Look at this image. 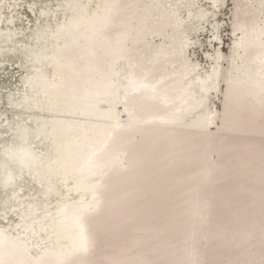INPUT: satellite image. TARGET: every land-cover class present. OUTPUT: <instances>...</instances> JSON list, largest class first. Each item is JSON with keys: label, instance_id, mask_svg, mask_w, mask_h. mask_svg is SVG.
<instances>
[{"label": "rangeland", "instance_id": "1", "mask_svg": "<svg viewBox=\"0 0 264 264\" xmlns=\"http://www.w3.org/2000/svg\"><path fill=\"white\" fill-rule=\"evenodd\" d=\"M17 1L19 0H0L1 95L5 94L6 92L15 91H13V85L18 84L17 80L20 77L19 74L21 70H27L28 72L27 67L33 68L36 64L35 62H37L36 59L39 53L47 55L44 57L48 60V65L49 62L51 63L50 60L52 57L59 59L60 52H40L43 42L38 41L36 43V41L33 42L32 40H35V38L38 37L39 32L37 31L41 28L42 33H51L54 28L58 26L59 22L73 17V6L69 2L72 0H67V2H65L66 0H23V3L20 5H18ZM142 1L146 2H141L140 4L147 7L146 13H148L147 15L149 16L151 8L155 5L154 2L158 1ZM180 1L185 2L187 0ZM188 1L191 2L193 6L203 10V16L198 21V26H203L201 29V34L196 37L193 35V33L190 36L187 35L184 37V39H181L178 48L176 46L173 47L175 48L176 52L180 53L182 52V48H185L183 51L184 57L182 60L185 62V64H193L192 61L197 60L204 68H206L208 62L206 61L207 57L204 56V51L209 49L211 52L212 47L209 46L207 42L210 35L208 29L209 24L204 22L211 19V16L214 15V10H212L211 7L202 8V5L204 4L199 2L202 0ZM216 1L221 2L222 0ZM62 2L65 3L62 4ZM84 2L81 4L85 5ZM218 2L217 4L219 5ZM246 3L244 8L247 9L248 3ZM28 7H31L34 9V11H30ZM46 11L52 13L46 14ZM45 14L47 16H45ZM160 14L161 18L163 17V19L160 21L158 20V22H171V24L172 22H179L178 16L174 12L170 13L169 15H164L161 12ZM257 14L258 10H254L249 13V23L255 21L256 25H260L262 23L264 26V20H262L260 14ZM229 15L230 2L225 0L223 5L217 11L215 17V20L220 22L219 36L222 40L219 44V47L223 52H225L229 42ZM158 16H160L159 13ZM39 19L42 20L41 26H39V22H36L37 20L39 21ZM56 21L59 22L57 23ZM27 22L29 25L26 24ZM200 22L204 23V25H202ZM151 27L152 24H149L148 29L150 31ZM252 27L253 26H251V31ZM248 33L249 30H246L244 34L245 36H243V38L239 37L236 39L235 50L236 52H239V49H237L239 45L244 49L246 48L250 52H257V55L259 56L260 52H264V47L256 38L249 36ZM193 43L195 44L190 49V52H188L189 46ZM25 47H28V49L31 47L32 50L37 49L38 52H25ZM152 53L153 52H147L146 54L145 52L144 56L146 57L149 54L152 55ZM216 54H219L221 57V61L219 62L221 67L222 54L218 50L215 51L213 55L214 64L216 63ZM83 59L84 61H90L87 63H79L83 66H78V68L86 73H88L87 71L92 72L99 70L100 67L103 66L102 64L97 63L96 58ZM256 61L257 59L254 58V62L251 65L253 73L252 76H249L250 71L248 72V70H245L244 68L243 72L239 73L237 71L233 75L237 84L241 83L244 85L246 80L250 79L249 81L255 84L253 91L257 92L258 83L261 82V77L259 74L260 65L258 66ZM179 63L182 65L183 62ZM45 64L43 67H41V69L44 70L38 69L33 74L28 72L30 76H28L26 82L32 86L34 85L35 89L38 88V84L43 82L45 83L44 85H49L51 89L53 88V86H51L52 84H50V82L53 83V78H46L42 72L47 71V64ZM62 66L65 67L66 65L62 64ZM145 67L149 68L150 75L147 76H150V81L149 85L145 84L147 91L143 94V97H150V86L154 91L150 92L151 97L153 95L157 96L158 94L164 95V100H166V102L168 100L169 101L163 106L161 110L157 109L160 112H165L163 113V118H157L156 116L148 114V112L143 114L146 115L144 118L146 120L154 121L153 127L173 128L176 126L177 122L173 124V122L167 121V118H170V116L176 117L178 114V116H183L185 113V115H187V112H183V110L186 109L184 102L187 104L186 101H188L189 95H183L181 98L177 99V97L173 96L174 94L171 89L168 91L165 90L167 91L165 93L164 90L153 87L152 85L154 84L151 79L152 77L154 78L153 74H155L154 70L156 71V68L152 63L147 64L145 59H142L141 62L136 63L135 74H133L134 77L132 81L129 76L126 78L127 88H129L128 90L130 93L132 89H137V87H140L138 78H140L139 74L142 72H139L138 70H141ZM19 68L21 69L20 72ZM51 68L52 63L51 66L49 65L48 71L50 69V73L52 72V75L54 76ZM179 68L182 71V74H180L182 80V76L187 72V70H185L186 68L184 69L183 66H179ZM213 70L214 68L211 71L207 70V72L199 74V93L195 91L197 94H199V97L195 93V99L202 100V96L204 94L203 91L211 86L210 77L213 73ZM186 77H190V74ZM54 78V81L60 82L55 76ZM63 79L67 81V95H69L67 100L68 102L74 101L76 96L80 97V95H82H74L71 93L72 91L70 86L75 84L70 82V80L73 78L64 76ZM258 79H260V81H258ZM248 89L252 91L251 87L243 89L241 88L239 91H235L243 92L248 91ZM41 91H38L32 97L23 99L25 100L24 102H26V104L43 105L44 98L42 97L43 95H41ZM18 92L21 93L22 91L19 90ZM182 93H184V91ZM188 93L190 94V91H188ZM23 94L24 93L22 92V95ZM87 94L90 95L89 93ZM87 94H83L84 97L82 96L81 99L75 100L79 102L77 105L72 106L77 110H89L91 113L95 112V115H97V113H100V111L95 110L93 103H90L96 101V96L91 94L90 100L88 99ZM212 94L213 92L207 94L206 105L204 108L197 110L199 111L197 117L205 116L208 113H213V109L221 110L223 113L225 112V108L220 102V95L218 94L217 96L212 97ZM136 95L137 94L133 93V95L130 94L127 96L134 98ZM15 96L16 94H13L11 98ZM1 97L0 102L8 101L7 99L10 98H6L5 96ZM49 97H51V95ZM175 99L177 101H175ZM68 105L70 107V104ZM186 106H189V103ZM164 108H167V110ZM6 109L8 110L5 105L0 103V111H5L7 113L8 111ZM175 109H177V112L179 111V113H175ZM104 115H107V113ZM194 115H196V113ZM241 116L242 120H240L239 123L244 131H227V123L224 122V115H222L221 119H217L216 122L210 127V131H214L217 128V124H220L222 127H224V130L218 136L213 138V142L211 144L212 149L215 150L213 155L215 158V169L212 185L210 188L200 186L199 190L196 191L198 192V195L196 196L197 199H201V197L207 195L208 190L210 189V212L207 224L205 245H202L203 240L201 238V226L198 224L192 225L190 222V203L194 195L197 193L194 191V194L193 190L190 191L184 189L185 186L188 185V182H184L182 180L184 178L187 179L188 172L192 170L194 164H186L185 162L179 161L170 165H161L157 171L158 176L154 178L152 184H147L146 188H143L138 196L126 204L117 215H113L112 217L109 215L108 218L106 217L108 214L104 216V220L100 222L98 226L100 234V247L98 248V256L96 258L97 264H144L145 262H147V264H264V114L253 117L250 114L245 113ZM190 117L192 116L188 115V118H185V120L189 119ZM3 120H5L7 127L0 126V134L2 138L5 139L1 145L0 159L2 158L6 160L7 158L11 157L22 159L23 161L20 162V164L22 166L26 165L27 168L37 169V167L41 166V164H39V166L37 164L40 155L38 158L34 157L37 155H32V152L30 151L31 145L37 148V152L41 151V149H39L38 145H36L39 143L36 140L45 142L48 141L52 147L53 145L51 143V139H49V136H51L53 128L56 130L58 126V119L44 121L42 118L7 114L3 117ZM85 124L78 126L77 133L79 134H76L75 138L82 137V131H85L84 128H86V126L89 127V125L85 126ZM64 127H67V125H64ZM55 130L53 133H55ZM88 131L89 133L93 132L95 134H100L102 132H108L112 130H107L103 127V125H100V123H96V126H90ZM84 133H86V131ZM86 138L90 141L86 144L84 142L83 147L78 148V156L74 161L75 164L76 162H79L83 166L82 173L80 174H86L88 176V174H90V172L96 168L92 164L95 159V154L98 152H94L96 143L93 142L92 138L89 136H86ZM87 139L85 141H87ZM78 143L80 144V141ZM43 147H46V144L45 146L43 144ZM48 147L49 146L47 145V148ZM5 151L7 152L5 153ZM55 153L56 152L54 150V155H52V158L54 157L52 163H47L45 169H42V172L35 170L34 173H30L41 181L47 179L50 181L51 179H54L57 182H66L67 179H64L63 170L66 171L67 167L74 164V161L67 159V162L64 163L65 165L61 167V156L60 154L58 155ZM113 162L114 161L112 160V163ZM5 167L6 169H4V164L0 162V172L3 173L0 175H3V177L7 176V178L11 180V175L9 173L10 170L7 166ZM80 174L77 181H79V178L82 176ZM23 178L27 181L29 176L28 178L23 176ZM97 178V176H94L93 178H89L87 183L83 182L85 187L86 185L90 186L95 183ZM90 189L91 188L88 190ZM63 201L64 202L62 204L64 207H66L67 200ZM59 206L60 205H58L57 209L61 208V206ZM50 224L51 226L49 228L51 230L53 228L52 232L54 235L61 234V236L67 237V232L64 231L67 229V224H62V228H60L55 223V220L50 222ZM0 237V241L2 242V246L0 247V264H7V262L10 261V256L7 257L5 255L6 249L3 245H8V241L4 236L0 235ZM54 240H56V237ZM57 240L58 244L60 246L64 245L66 249L61 248L63 251L58 250L59 248H57L56 251H54V249L47 250L43 254L46 256L45 259L43 258V262H41L42 264H60L61 260L67 257V241H65L67 239L63 238ZM138 242H140V245H138ZM13 245V249L10 250L17 252L19 247L21 249L19 244ZM202 250L203 253L201 252ZM201 254L203 255V261L202 263H199L198 260ZM129 255H132L131 258L137 261H132ZM136 255L137 257H134ZM40 260L41 256L37 257L31 254L27 249H22L21 264H39Z\"/></svg>", "mask_w": 264, "mask_h": 264}, {"label": "bare ground", "instance_id": "2", "mask_svg": "<svg viewBox=\"0 0 264 264\" xmlns=\"http://www.w3.org/2000/svg\"><path fill=\"white\" fill-rule=\"evenodd\" d=\"M115 1L116 0L69 1L73 6V17H70L65 21H58L59 23L56 21L58 23V26L54 28L51 33H42L41 28L37 31L39 32L38 37L35 38V40H32L33 42L36 41V43L38 41L43 42V46L40 52H60V60L55 59L54 57H52L50 60L52 63L51 69L53 71V74L56 78L59 79L60 82L54 81L55 78L52 75V72L50 73V69L48 71L49 65L51 66V63L49 62L48 65V60L44 57L47 55L39 53L36 59L37 62H35V66L33 68L27 67L28 72H30V74H33L36 72V70H40L41 67H43V65L46 63L47 65H45L48 72H42L46 78H53V83L50 82L53 88L51 89L49 85H44L45 83L43 82L41 84H38V88L35 89L34 85L32 86L31 84H27L26 82L28 76H30L27 70L23 71L19 68V72L20 70L21 72L19 74L20 77L17 80L18 84L13 85V91H15L6 92L3 95L0 94V97L5 96L6 98L10 97L9 99H11H7L8 101L0 102L2 103V105H5V107L8 108V110L6 109L8 111L7 113L5 111H0V119H2L0 120L1 127H7V124H5V120H3V117L7 114L16 116H29L32 118H42L44 119V121L58 119V126L56 130L54 128L52 129L53 132L55 130V133L52 132L51 136H49V139H51V143L53 145L52 147L50 145V142L48 141L45 142L36 140L39 142H37L38 144L36 145H38V148L41 149V151L37 152V148L31 145L30 151L32 152V155H37L34 156L36 158H38V156L40 155L38 158V163H36L38 164V166L39 164H41V166L37 167V169L27 168L26 165L22 166L20 164V162L23 161L22 159L13 157L7 158L6 160L2 158L0 159V162L4 164V169H6L5 166H7L10 170L9 173L11 175V180L8 179L7 176L3 177V175H0V235L4 236L8 241V245H3L6 249L5 255L7 257L10 256V261L7 262V264H21L23 248L27 249L31 254L37 257L41 256V260L39 263L41 264V262H43V258L45 259L46 256L43 254L47 250L54 249V251H56L57 248H59L58 250H61V248L66 249L64 245L60 246L58 244L57 239L63 238L67 239L65 240L67 241V255L73 254L74 252L77 254L81 252L80 250H82L84 240L78 216L83 212H88L92 208L93 204V201L91 200L93 190H88L90 187L87 185L85 187L84 183H77L79 182L77 181V179L79 177V174L82 173L83 166L79 162H76L75 164L74 161V164L67 167V169H70L71 179L67 180L66 182H57L54 179H51L50 181L48 179L41 181L31 173H34L35 170L42 172V169H45L47 163H52L54 158H52V155H54V150L58 155L60 154V156L62 157L63 143L58 137V130L61 126V123L65 124L64 122L71 121L80 122L83 120V124L86 123L85 126H96V123H100V125H103V127L107 130L117 129L116 126L112 124L110 118H108V116L104 114L107 113L106 111L108 110L107 107L109 103L121 96L126 99V102H130V110L128 112L126 111L124 115H121V112L124 109L121 106L116 107V113L118 115V121L120 122V124L126 125V123L129 122L131 123V125L129 126H131L132 129H135L137 127L154 126V121L151 120H147L148 122L144 123L146 120L144 117L146 115L143 114L145 112H142L139 117H136L134 113L138 112V110L141 109L145 104H149L151 106L153 105V107L156 108L159 104H161L157 108L161 110L167 102L166 100H164V95L158 94L157 96L153 95L151 97L150 92L154 91L150 86V97H143V94L147 91L145 84L149 85L150 81V76H147L150 75L149 68L146 67L138 70L139 72L141 71L142 73H144L139 74V77H143L138 78L140 87H137V89H132L131 93L129 92V88H127L126 78L127 76H129L132 81L134 77L133 74H135L136 63L141 62L142 59H145L147 61V64L152 63L155 66L156 71L154 70V72L156 75L153 74L154 78L152 77L151 81L154 84L152 86L156 87V89L164 91H168L169 89H171L174 94L173 96L177 97V99L181 98L183 95H189V99L188 101H186L187 104L189 103V106H186L187 104L182 101L184 102V105L186 107L183 112L185 111L187 112V114L192 112V109L194 108L193 104L196 105L200 100L195 99V95L199 93V74L205 73L207 72V70L211 71L214 68L215 64L213 55L217 50L222 54L221 67L223 68V79H225L226 82L230 80V83L242 89L251 87L253 91L255 84L251 83L249 81L250 79H247L244 85L241 83L237 84L234 75L231 74V70L229 69H232L233 65L231 64V62H234V59L236 58L235 56H238L239 54V52H236L235 50L236 39L239 37L243 38V36H245V32L241 31L235 33V24L233 22L231 25V27L233 28V32L231 33L232 38L230 44L228 43L227 45L228 52L231 53L228 56H225L224 52L219 47V44L222 40L219 36L220 22L215 20L214 18L216 17L217 11L223 5L225 0L219 2V5H216V0L199 1L200 3L204 4L202 5V8L211 7L212 10H214V15L211 16V19L204 22L209 24L208 29L210 35L207 42L208 45L212 47V51L210 52L209 49L204 51V56L207 57L206 61L208 62L206 68H204L197 60H195L196 62L192 61L193 64L188 63L186 69L183 67L185 70L196 68V71L193 72V74H190V77H186L182 80L180 75L182 74V71L179 68V66L181 67L182 65H180L179 62H184L182 61L184 54L182 52H176L174 47L176 46L178 48L181 39H184V37H186L187 35L190 36L193 33V35L196 37L201 34L200 28H202L203 26L199 27L198 21L203 16V10L193 6L188 0L185 2L181 1L178 4L177 0H155L158 2H154L155 5L151 8L149 16L147 17V7L140 4L141 2L146 3L145 1ZM128 1H131L129 5H123ZM165 1L168 2L167 5ZM230 1L233 5H237L242 9L247 2V0ZM251 1H254V3H252L253 8H255L257 4L260 5V7L256 9L258 10L257 15L260 14L262 20H264V0ZM17 2L18 5H20L21 3H23V0H19ZM65 2H67V0ZM65 2H62V4ZM83 2L85 3V5L81 4ZM121 5L123 6L120 7ZM28 9L30 11H34V9H32L31 7H28ZM159 11L164 15H169L170 13L174 12L178 16L179 22H172V24L169 25L168 28H162L166 22H158V20L160 21L161 19H163V17L159 18L158 16ZM46 12V14L52 13L49 11ZM128 13H130V15H128ZM46 14L45 16H47ZM76 17L79 18V21L76 25H74ZM129 17H134V22H136V24L128 27V29L130 28L131 30L128 33H131V35L127 39V43H130L131 45L130 47L125 48L122 45V34L118 36H115L114 34L118 33L119 31L123 32L124 30H127L126 21ZM28 22L26 23L27 25H29ZM36 22H39V26H41V19H39V21L37 20ZM204 23L201 24L204 25ZM147 24H152L151 31L148 29ZM151 32H154V34L148 35ZM195 43L189 46L188 52H190V49ZM28 47H25V52H38L37 49L32 50L31 47L29 49ZM145 52L146 54L147 52L153 53L152 55L149 54L145 57ZM246 53L250 62V72L248 71L249 76L253 75L251 65L254 62V58L257 59V65H260V68L257 66L260 70L259 74L261 77V82L258 83L257 88V90L259 91L257 92H259L260 94H264V92L262 93L261 91L264 90V52H260L259 56L257 55V52H250L247 50ZM43 57L45 60L43 59ZM83 58H96L97 63H100L103 66H101L99 70H95L92 72L87 71L88 73H86L78 68V66H83L79 63H87L90 61H84ZM68 59L76 61L75 67L67 66V63L65 62ZM62 64H65L66 66L64 67L62 66ZM16 66L19 67L18 65ZM64 76L73 78L72 80H70V82L75 84H72V86H70V89L72 91L71 93L74 95L82 94L80 95V97L76 96L75 100L81 99L82 96L84 97L83 94L86 95L87 93H89L90 95L92 94L96 96V101L102 100L104 102L103 104H101V106L98 107L100 113H97V115H95V112L91 113L89 110L82 111L73 108L72 105H77L79 102L75 100L69 102L66 100V104L62 109L53 107L52 103L55 97H60L63 94L67 96V81L63 79ZM160 76H167V78L159 81V79L161 78ZM260 79H258V81H260ZM19 90H21L24 94L22 95V92L19 93ZM217 90L218 91L213 92L212 96L218 95V92L220 90L219 85ZM249 90L250 89H248V91ZM38 91H41V95H43V105L26 104V102H24L25 100L23 99L32 97ZM167 91H165V93ZM183 91L184 93H182ZM188 91H190V94L188 93ZM133 93L137 94L136 97L133 98L127 96L130 94L133 95ZM13 94H16V96L11 98ZM50 95L51 97H49ZM90 95L87 94V97L91 100ZM197 95L199 97V94ZM136 99L139 100V103ZM175 101L177 100L175 99ZM95 102L90 103L94 104ZM68 104H70V107ZM164 109L167 110V108ZM174 111L175 113H179V111L177 112V109H175ZM213 111L217 110L213 109ZM65 112H69L70 115ZM195 113L197 115L199 111L196 110L189 115L193 117ZM148 114L150 113L148 112ZM178 115L176 117H179ZM84 129L86 131L87 126ZM67 133H69L68 130ZM0 137L1 149V145L5 141V139L2 138L1 134ZM43 144L44 146L46 144V147H43ZM47 145L49 146L48 148ZM6 152L7 151H5V153ZM108 164L112 165V160L109 161ZM0 174L3 173L0 172ZM23 176H26V178H28L29 176V179H27L26 181L24 179L25 177L23 178ZM63 200H67V208L62 204L64 202ZM58 205L61 206L60 209H57ZM53 220H55V223L60 228L63 227L62 224H67V229L64 230L65 232H67V237L61 236V234H53V228L52 230L49 228L51 226L50 222H52ZM55 237L56 240H54ZM1 243L2 242L0 241V247L2 246ZM138 243V245H140V242ZM13 244H19V246H21V249L19 247V250L17 252H15L14 250H10L13 249ZM30 249L34 251H31ZM129 256L131 258L132 255ZM134 257H137V255ZM133 260L134 259H132V261ZM61 262H63V260H61ZM144 264H147V262H145Z\"/></svg>", "mask_w": 264, "mask_h": 264}, {"label": "water", "instance_id": "3", "mask_svg": "<svg viewBox=\"0 0 264 264\" xmlns=\"http://www.w3.org/2000/svg\"><path fill=\"white\" fill-rule=\"evenodd\" d=\"M165 2L167 5L168 2ZM180 2L181 1L179 0L177 4ZM130 3L131 1H128L123 5L127 6ZM247 3V9H242L237 5H233L231 19L235 24V33L241 32L242 30H249L248 35L256 38L264 47L263 24L256 25L255 21L251 23L248 21V17H250L249 13L256 10L260 5L257 4L255 8H253L252 3H254V1L248 0ZM128 15H130V13H128ZM159 15L160 18V12ZM78 21L79 18L76 17L74 25H76ZM126 24L127 30H124L123 32L119 31L114 35L118 36L122 34V45L125 48H128L131 45L130 43H127V39L131 35V33H128L131 31L128 27L136 24V22H134V17H129ZM169 25H171V22L165 23L162 28L166 29ZM251 26H253L252 31ZM150 34H154V32H151L148 35ZM184 49L185 48H182V53ZM237 49H239V54L238 56H235L236 58L234 59V62H231L233 65L232 69L229 68L232 75L237 71L239 73L243 72V68L250 71V62L246 53L247 49H244L239 45ZM216 55L215 67L210 77L211 86L203 91L204 94L202 100H199L196 105L193 104L194 108L190 113H193L200 108H204L206 105L207 94L218 91V85L220 87L218 92L220 95V102L225 108L224 113L221 110H217L201 117L194 115V117H190L187 120H185V118H188L190 113L179 117L170 116V118H167V121L173 122V124L177 122L176 127H137L132 129V127L129 126L131 123L128 122L126 125H122L118 121V115L116 113L117 106H121L124 109L122 110L121 115H124L126 111L128 112L130 110V102H126V99L121 96L111 101L107 107L108 110L106 111L108 118H110L112 124L116 126L117 129L95 134L93 132L89 133L88 128L90 126H87L86 133H84L85 131H82V137H76V139L75 135L79 134L77 133V128L80 124L83 125V120L80 122L71 121L64 122L65 124L61 123V127L58 130V137L63 143L62 157L60 161L61 167L65 165L64 163L67 162V159L73 161L76 160V157L78 156L77 153L79 152L78 148H82L84 142L86 144L90 141L86 136L92 138L93 142L96 143L94 152H98L95 154V159L92 164L96 168L90 172L88 176L86 174L82 175L79 182H77L87 183L89 178H93L94 176L98 177L95 183L89 186L93 190L91 197V200L93 201L92 208L88 212H83L78 216L84 244L80 253L68 254V258L65 257L61 264H97L96 258L98 256V248L100 247V234L98 227L100 222L104 220V216L107 214V218L109 215L111 217L117 215L126 204L138 196L143 188H146L147 184H152L154 178L158 176L157 171L161 165H170L179 161L185 162L186 164H194L192 170L188 172L187 179H182L184 182H188V185H186L184 189L190 191L193 190V193L195 194L200 186L211 187L215 169V158L213 156L215 150L212 149L211 144L213 138L218 136L224 130V127L217 124V128L214 131H210V127L217 119H221L222 115H224V122L227 123V131H244L239 123L240 120H242L241 115L247 113L256 117L264 114V94L251 90L237 92L241 88L234 86L230 83V80L226 82V80L223 79V68L219 65L221 57L219 54ZM65 63H67V66L69 67H75L76 65V61L72 59H68ZM182 66L186 68L187 64L183 62ZM195 71L196 68H191L190 70L187 69V72L182 76V79L189 74H193ZM160 77L159 81L167 78V76ZM140 78L143 77L141 76ZM261 91L262 93L264 92V90ZM68 96L69 95L66 96L63 94L60 97H55L52 103L53 107L62 109L66 104V100L69 98ZM212 97H215V95ZM137 102L139 103V100H137ZM103 103L102 100L96 101L93 104L95 110H99L98 107ZM142 112H149L150 115L156 116L157 118H163V113H165L163 111L160 112L157 108L153 107V105L145 104L138 110V112L134 113V115L139 117ZM65 113L70 115L69 112ZM148 121L145 120L144 123H147ZM64 125H67V127H64ZM67 130L69 133H67ZM86 139L87 141H85ZM79 141L80 144L78 143ZM111 160L114 162L112 165H109L108 163ZM70 173V169H67L66 171L63 170L64 179L70 180ZM209 192L210 189L208 190L207 195L201 197V199H197L196 196L198 195V192H196L197 194H195L191 200L189 208L191 224H198L202 228L201 238L203 240V246L205 245L210 212ZM201 252L203 253V250ZM202 261L203 255L201 254L198 262L202 263Z\"/></svg>", "mask_w": 264, "mask_h": 264}, {"label": "flooded vegetation", "instance_id": "4", "mask_svg": "<svg viewBox=\"0 0 264 264\" xmlns=\"http://www.w3.org/2000/svg\"><path fill=\"white\" fill-rule=\"evenodd\" d=\"M229 2H230V15H229V27H228V31H229V44H230V41H231V38H232V32H233V28L231 27V25H232V23H233V20L231 19V12H232V2L230 1V0H228ZM215 19V18H214ZM231 52H228V48H226V50H225V52H224V55L225 56H228L229 54H230ZM192 60H194V59H192ZM225 63H226V61H225Z\"/></svg>", "mask_w": 264, "mask_h": 264}]
</instances>
